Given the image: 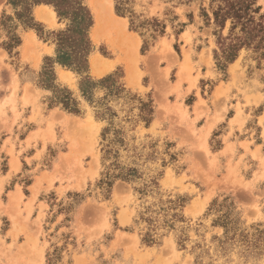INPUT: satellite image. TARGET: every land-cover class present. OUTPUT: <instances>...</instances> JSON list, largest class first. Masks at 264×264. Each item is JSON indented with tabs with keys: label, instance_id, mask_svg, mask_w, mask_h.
<instances>
[{
	"label": "rangeland",
	"instance_id": "374dc122",
	"mask_svg": "<svg viewBox=\"0 0 264 264\" xmlns=\"http://www.w3.org/2000/svg\"><path fill=\"white\" fill-rule=\"evenodd\" d=\"M111 1L126 27L107 0H84L88 74L123 88L90 101L80 75L46 60L68 20L39 4L30 27L0 0V264H264V50L228 62L231 23L212 0H123L126 16ZM60 88L78 113L55 102Z\"/></svg>",
	"mask_w": 264,
	"mask_h": 264
},
{
	"label": "trees",
	"instance_id": "16d2710c",
	"mask_svg": "<svg viewBox=\"0 0 264 264\" xmlns=\"http://www.w3.org/2000/svg\"><path fill=\"white\" fill-rule=\"evenodd\" d=\"M122 1L116 0L115 10L117 14L126 16L129 9ZM257 1L212 0L214 21L222 30L226 27L227 22L231 23L230 35L219 41L224 57L228 62L234 60L239 50L245 46H254L256 49L264 50V14L259 17L256 16L261 10V7L257 6ZM8 3L15 8L22 9L18 15L22 17L24 24L30 27H34L33 23H35L32 8L39 4L52 5L60 19L68 20V27L56 34V56L54 58L46 57V60L58 63L80 75V90L87 100L92 101L94 91L99 87L107 86L111 88V91L117 92L123 88L121 84L111 83L113 80L111 75L94 79L88 74L89 55L92 52L89 30L94 21L93 15L85 5L84 0H8ZM130 27L136 29L139 24L130 18ZM17 44H20V39L17 40ZM215 55L217 58V50ZM48 72L54 80L55 72L52 67L49 69L46 63L42 73L49 74ZM60 91L63 94L55 102L70 112L78 113L77 100L72 96V92L67 88H60ZM105 130L103 132L104 137L106 136Z\"/></svg>",
	"mask_w": 264,
	"mask_h": 264
},
{
	"label": "bare ground",
	"instance_id": "6f19581e",
	"mask_svg": "<svg viewBox=\"0 0 264 264\" xmlns=\"http://www.w3.org/2000/svg\"><path fill=\"white\" fill-rule=\"evenodd\" d=\"M108 1V3H109V7L107 8V11L109 12V14H110V19H111V21H115L114 23H116L117 22V25H118V23H119V25H122L123 27H126V21H124V20H122V19H118L117 18V16H115L114 14H113V11H112V9H111V0H107ZM103 2V1H102ZM101 5H103L102 3H101ZM106 14V13H105ZM102 15V16H101ZM37 16L40 18V19H42V20H44V21H47V22H53L54 21V19H55V16H56V13H55V11L54 10H52L50 7H48V6H41V7H39L38 8V10H37ZM96 16H97V24H96V26H95V28H94V33H95V36L96 37H98V33H99V31H100V29H101V27H102V24H103V19H102V17H103V14H102V11L100 10V8H99V10L97 11V14H96ZM104 17H106V16H104ZM103 17V18H104ZM107 19V18H106ZM109 19V20H110ZM134 40H135V42L138 44V38H133ZM93 66H94V69H95V71L98 73V74H102V73H104L105 71H107L108 69H109V65H107V62L104 60V59H102L101 57H97V58H95L94 59V61H93Z\"/></svg>",
	"mask_w": 264,
	"mask_h": 264
},
{
	"label": "crops",
	"instance_id": "0c3cea01",
	"mask_svg": "<svg viewBox=\"0 0 264 264\" xmlns=\"http://www.w3.org/2000/svg\"><path fill=\"white\" fill-rule=\"evenodd\" d=\"M28 35H30V34L28 33ZM24 42H25V41H24ZM24 42H23L22 45H21V51H22L21 54H23V52H24V50H23V48H24ZM6 138H7V137H6ZM4 140H5L4 138H2V141L0 140V146L2 145V143L4 142ZM0 158H1V159L5 158V159L7 160V165H8V167H10L11 156L7 153V151L2 152ZM21 167H22V166H20V169H19V170L22 169ZM9 170H10V169H9ZM19 170L14 171V172L12 173V175H17V173H18Z\"/></svg>",
	"mask_w": 264,
	"mask_h": 264
}]
</instances>
